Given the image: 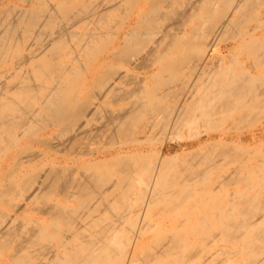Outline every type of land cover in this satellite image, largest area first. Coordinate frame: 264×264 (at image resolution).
Wrapping results in <instances>:
<instances>
[{"label":"bare ground","instance_id":"bare-ground-1","mask_svg":"<svg viewBox=\"0 0 264 264\" xmlns=\"http://www.w3.org/2000/svg\"><path fill=\"white\" fill-rule=\"evenodd\" d=\"M17 1L0 0V264H185L183 240L211 226L214 190L233 183L248 189L254 178L248 172L243 179L250 168L235 164L207 181L209 160L198 171L187 165L182 176L179 155H167L165 143L202 127L207 151L225 148L230 136L211 131L264 108V76L252 74L264 65L256 26L245 29L251 34L241 45L254 57L250 70L235 73L222 56L209 60L227 50L219 43L235 38L242 23L264 20V0ZM204 183L210 189L200 198ZM241 193L233 201L245 208L230 206L240 216L230 217L234 209L226 206V215L218 211L232 218L224 223L230 234L219 236L231 247L194 245L197 264H264V206L249 205L255 198ZM159 195L171 213L202 202L162 229L160 245L142 257L148 229L158 227L148 216Z\"/></svg>","mask_w":264,"mask_h":264},{"label":"rangeland","instance_id":"rangeland-1","mask_svg":"<svg viewBox=\"0 0 264 264\" xmlns=\"http://www.w3.org/2000/svg\"><path fill=\"white\" fill-rule=\"evenodd\" d=\"M16 3L15 5H20V1H17V0H9V4H11V3ZM96 2H99V0H96ZM263 9H264V5H262L261 7H260V12L261 11H263ZM3 10H4V8H3ZM205 18V17H204ZM241 27H240V32H239V34H236V37L235 38H233V39H228L227 41H225V42H221V43H219V45L220 46H222V47H226L227 48V50H223V53L221 54V55H212V56H209V60H212V61H214L213 62V64H216V62L218 63V61H215V60H217L218 59V57H219V61H220V59H221V57L220 56H222V58L223 59H225V65H226V68H230V69H232L235 73H239V72H242V71H245V70H250V67H249V62H250V60H254V57H252V55L251 54H248L247 52H244L243 51V47H241V45L242 44H244V43H246V41H248V38L250 37V34L251 33H248V32H246V33H244L245 32V29H251V28H253V27H257V29H256V32L258 33V34H260V37H263L264 36V20H261L260 21V24H257V23H255V22H249L248 24H245V23H242L241 25H240ZM214 56V57H213ZM211 57H213V58H211ZM232 57H234V58H236V60L239 62L238 64H235V65H233V64H231V62H232ZM233 63V62H232ZM228 66V67H227ZM156 67H157V69H159L158 68V66H157V64H156ZM156 72V71H155ZM252 74H254L256 77H261V76H264V65H262V66H258L257 67V70L255 71V72H253ZM179 76H181V77H186L187 76V73H186V70L184 69V70H180V73H179ZM196 82L198 83L199 82V80L198 79H196ZM176 87V86H175ZM174 87V90L175 89H177V87L175 88ZM172 90V89H171ZM173 91V90H172ZM167 101H169L168 99H167ZM113 107H114V105H113ZM261 107V106H260ZM252 108V107H251ZM260 110H259V112H257L258 111V109H256V111L255 112H257V114H253V113H251L249 116H247L246 118H248L249 117V120L248 119H246V118H243L242 120L241 119H239V121H240V123H242V124H240L239 123V121H238V118L236 119V117L235 116H232V117H230V118H232V119H228V122L226 123V121L225 122H223V124H221V126L222 125H224V126H220L218 129H215V130H212L211 132L215 135V136H218L219 134H221L222 132H225L227 135H229L230 136V140H228V142L225 144V146H224V143H222V146L223 147H225V148H221V145L219 146V145H216L215 147L213 146V148H211L212 146L211 145H209V146H207V148H208V151L206 150V146L204 145V142L202 141V142H200L199 141V139H201L202 138V135H204V133L206 134V133H208V132H206L207 130H205V129H203L202 127L201 128H199V129H197V131L195 130V131H188L187 129H184V130H182L181 131V133H179L178 135H176V136H174V135H172L171 134V140L173 139V141H171V140H168V141H166V143H165V145H167V148H169L170 149V151H169V153L167 152L166 154L167 155H169V156H173V155H179V157H181V158H179L178 157V159H177V161H176V163L178 164V166H179V169L180 168H183L181 171H179V174L181 175V173H182V176H186L188 173L187 172H185L186 173V175H185V173L183 172L184 171V169L185 168H187V165H189L190 166V164H192L191 166H192V168H191V170H193V171H198L199 170V167L201 166V169L204 167L203 165H207V164H210L211 165V167L209 168V169H211V168H213L212 170V172H214V173H211L212 174V176H210V178L207 180V181H209V180H216V178L218 177V176H220L221 177V175L223 176L225 173H227V172H229L231 169H233L234 168V165L236 164L237 166H235V167H239L240 166V168H241V166L243 167L242 169H244L245 167H249L250 168V170L248 169V171H246V172H244L245 174L243 175V179H244V177H246V174L249 172V176L246 178V179H248V180H250L249 178H250V176H252L251 178H254V180L252 181V183H253V185L251 184V183H249V185H248V189H247V187H245V185H241V183H239V186H237L238 184H236V183H233V184H231V185H224V186H222L221 188L220 187H218V188H216L215 190H214V198L216 199L217 197H219V198H217L216 200L212 197V195H211V197L213 198V200H211L212 202H214V203H212V202H208L209 204L208 205H210L211 204V210L210 209H208L207 210V213L208 214H211L212 213V215L211 216H213V218H212V220H210V218H209V222H210V225L211 226H209L208 224H207V226H202L201 227V229H199V230H202V231H200L199 233H198V235H195L194 233H192L190 236H188L187 238H185L184 240H183V245L186 247L185 248V264H197V259H195V256H194V249H195V247H194V245H198V246H200L201 245V247L203 246V247H205V248H207V249H219V248H222V247H231V243L229 244V243H227L228 241H227V239H226V245H225V243H222V239H225L224 237L225 236H222V235H226V233L228 234L229 233V231L231 232V229H229V227L230 226H225V224H227V217L225 216L226 214H227V211H228V209H229V211H230V213H231V210H233L234 208H230V206L232 205V203L234 202H236V200L235 201H233V195L235 194V192H236V190H237V192H239V193H243L244 191L246 192L245 193V195L246 194H248V195H244V193H243V195L245 196V197H243L241 194H240V197L242 196V198H248V199H254V202H256V203H252V202H250V204L249 205H251V204H255L256 206H258V207H260L261 208V206H264V203H262L263 202V200H264V198H263V200H262V197L264 196L262 193H264V192H259V190L261 189V188H263L264 189V156H262V155H264V111H262V109H264V108H259ZM255 110V109H254ZM262 112V113H261ZM232 120L234 121V123H232ZM245 120H247L246 122H245ZM238 121V122H237ZM244 122V123H243ZM236 123H238V124H236ZM232 124H234V125H232ZM235 126H237V127H235ZM223 128V129H222ZM232 128H234V129H232ZM226 129L228 130L229 129V134L226 132ZM216 130L218 131V132H216ZM225 130V131H224ZM215 131V132H214ZM198 132V133H197ZM199 132L201 133V135H198L199 134ZM197 133V134H196ZM180 135V136H179ZM189 135H191V136H189ZM253 135H255L256 136V140H255V142H250V139L252 138V136ZM237 137H242V138H245V139H243V141H245V143H241V144H239V143H237V142H235V140H236V138ZM177 139V140H176ZM175 140V141H174ZM232 141V142H231ZM157 143H158V141H156ZM156 142H155V144H156ZM154 143V142H153ZM152 143V145L154 146V147H159L160 146V144L158 143V144H153ZM197 144V145H196ZM239 144V145H238ZM163 145H164V143H163ZM229 145V146H228ZM236 145H237V150L238 149H240V147L241 148H244V149H247L246 151H244V149H242V151H244V152H241V150L240 151H238V153H237V150H235L234 148L236 147ZM211 146V147H210ZM233 146V147H232ZM217 148L219 149V150H217ZM227 148H229V149H227ZM200 149H202V150H200ZM212 149V150H211ZM227 149V150H226ZM211 152H210V151ZM214 150V151H213ZM217 150V151H216ZM197 153H196V152ZM224 151V152H223ZM232 151V152H231ZM195 152V154H192V153H194ZM215 152H217V153H215ZM221 152V153H220ZM226 152V153H225ZM231 152V153H230ZM247 152V153H246ZM188 153V154H187ZM190 153V154H189ZM200 155H202L201 153H203V155L202 156H200ZM207 155H206V154ZM214 153V154H213ZM225 153V154H224ZM232 153H234V154H232ZM242 153H244V155H241ZM262 153V154H261ZM224 154V155H223ZM238 156H237V155ZM185 155H188V156H185ZM196 155V156H195ZM209 155H210V157H209ZM212 155H213V157H212ZM241 155V156H240ZM216 156H220L218 159H216L217 157ZM230 156H231V158H230ZM188 157V158H187ZM191 157V158H190ZM194 157H199L198 159L196 158H194ZM234 157V158H233ZM238 157H241V159L240 158H238ZM209 158H211V160L209 159ZM244 158V159H243ZM193 159V160H192ZM212 159L215 161H213L212 162ZM226 159H228V160H226ZM246 159V160H245ZM208 160H209V162H211V163H214V164H211V163H209L208 162ZM216 160H217V162H216ZM238 161L237 163L235 162V161ZM196 161V162H195ZM240 161V162H239ZM203 164H202V163ZM208 162V163H207ZM244 162H245V166H244ZM247 162V163H246ZM176 163H175V165H176ZM182 163V164H181ZM193 163H195V164H193ZM199 163H201V164H199ZM207 163V164H206ZM248 163H249V165H248ZM263 163V164H262ZM239 164H241V165H239ZM243 164V165H242ZM258 164H260V165H258ZM183 165H184V167H183ZM247 165V166H246ZM251 165V166H250ZM181 166V167H180ZM199 166V167H198ZM255 166H256V168H255ZM263 166V167H262ZM193 167H194V169H193ZM260 167H261V169H263V174L262 173H260ZM176 168H178V167H176ZM195 168H197V169H195ZM215 168V169H214ZM252 168H253V171H252ZM178 169V170H179ZM246 169V168H245ZM244 169V170H245ZM243 170V171H244ZM247 170V169H246ZM211 171V170H210ZM255 171V172H254ZM257 171V172H256ZM259 171V172H258ZM181 172V173H180ZM252 172H253V174H252ZM210 173V172H209ZM210 174V175H211ZM259 174H261L262 175V177H263V179L260 177V175ZM225 175H227V174H225ZM257 175V176H256ZM188 176V175H187ZM257 177L256 179H258V178H260V182H258L259 183V185H258V183H257V185H255L256 184V182H255V177ZM259 176V177H258ZM222 178V177H221ZM218 179V178H217ZM200 182H201V179H198ZM252 180V179H251ZM263 180V181H262ZM262 182V183H261ZM236 185V186H235ZM240 185H241V187H240ZM243 186V187H242ZM250 186H251V190H250ZM200 187V186H199ZM244 187H245V189H244ZM253 187V188H252ZM238 188H239V190H238ZM244 190H243V189ZM200 189V188H199ZM208 189H210V186L208 185V184H203L202 186H201V190H202V192L199 194V195H197L198 197H200V198H202V196H204L203 194H204V192L206 191V190H208ZM247 189V190H246ZM259 189V190H258ZM263 189H262V191H263ZM175 190H178V191H180V190H182V187L181 186H178L177 187V189H175ZM216 190H217V192H216ZM241 191V192H240ZM251 191V192H250ZM217 194H216V193ZM228 193H230L229 195H228ZM219 194V195H218ZM237 197H234V198H237V200H238V196H239V194H235ZM234 195V196H235ZM221 197V198H220ZM254 197V198H253ZM228 198V199H227ZM229 198H231V199H229ZM171 199L173 200V199H175V197L174 196H171ZM199 198H197V200H198ZM223 199V200H222ZM200 200V199H199ZM199 200H198V204L194 201V200H189V201H187V202H185V201H183V202H185V203H182L181 204V207L180 208H178L174 213H171V207H170V205L168 204V202L169 201H167V200H165V196L163 195H159V196H157V199H154L153 200V202H152V204H151V209H150V214H149V216H148V219L151 221V223H154V224H157V226L158 227H155V228H153V229H148V231H147V237H148V240H147V242L144 244V247L140 250L141 252H140V254L142 255V257H143V255H144V253L146 252V251H153V246L154 245H160V243H158L157 242V240L159 239L158 237L161 235V233H162V229L164 230V228L166 229V226H167V228L169 227L168 226V224L170 223V222H173V221H177V220H179L180 219V215L179 214H184L186 211H187V209H189L190 207H191V205L194 207H200V205H201V203L199 202ZM217 201L216 202V205H215V201ZM222 200V201H221ZM240 200V199H239ZM238 200V201H239ZM256 200V201H255ZM262 202H261V201ZM201 201V200H200ZM207 200H205V202H206ZM220 201V202H219ZM241 201V203H243L244 205H246L247 203H244V202H242V200H240ZM202 202V201H201ZM204 202V203H205ZM228 202V203H227ZM260 202V203H259ZM199 203H200V205H199ZM237 203V202H236ZM235 203V204H236ZM221 204V205H220ZM224 204H226V205H224ZM243 204H241L240 205V203L238 204L237 203V205L239 206V208L240 209H243V208H245V206L243 207ZM262 204V205H261ZM202 205H203V203H202ZM215 205V207L217 208V209H214L213 210V206ZM222 205H223V207H222ZM237 205H235V206H237ZM205 206H207V204L205 205ZM219 206H220V208H219ZM225 206L227 207V211H226V209H225ZM229 206V207H228ZM234 206V205H233ZM232 206V207H233ZM237 206V207H238ZM201 207H203V206H201ZM210 207V206H209ZM241 207H243V208H241ZM103 209V208H102ZM225 210V212H226V214L224 213V212H222L223 210ZM221 211V212H218V211ZM239 210V209H238ZM238 210L237 209H234V211H232V214H229L230 215V217H235V215H238V216H240L239 214V212H238ZM204 211H206V210H204ZM210 211H211V213H210ZM214 211H215V213H214ZM240 211V210H239ZM242 211V210H241ZM264 211V210H263ZM262 211H259V216H261V218H260V222H262L261 220L263 219L264 220V212L263 213H261ZM219 213H221V214H225L224 216L222 215L221 216V214H219ZM98 213H96V215H97ZM261 214H263V215H261ZM100 215H102V213L100 214ZM214 215H216V216H214ZM231 215H233V216H231ZM228 216V215H227ZM238 216H236V217H238ZM221 217V218H220ZM225 219H224V218ZM215 218V219H214ZM107 219H108V217H107ZM190 219L192 220V221H194L195 219H196V216H190ZM221 219V220H220ZM224 219V220H223ZM230 220L232 219V218H229ZM229 219H228V221H229ZM216 221V222H215ZM220 221H222V224H220L221 222ZM224 221V222H223ZM106 222V221H105ZM264 222V221H263ZM214 223L215 224H217L216 226L217 227H219L218 229H216V230H214L215 228H217L215 225H214ZM225 223V224H224ZM224 224V225H223ZM213 225V226H212ZM220 225H223L224 227H222V226H220ZM123 226H125V225H123ZM125 227H128V226H125ZM212 227H213V229H212ZM227 227H228V229H227ZM222 228L223 229H225V230H223V232L224 233H222ZM231 228V227H230ZM210 229L212 230V232L210 233ZM233 229V228H232ZM226 230H228L227 232H226ZM233 231V230H232ZM214 232V233H213ZM220 232V233H219ZM216 233V234H215ZM214 234V235H213ZM222 234V235H221ZM230 234V233H229ZM228 234V235H229ZM217 235V236H216ZM221 235V236H220ZM206 236H210V238H208L209 240L206 242L207 244H205V243H201V239L202 238H204V239H206ZM213 236V237H212ZM222 238H220V237ZM219 237V238H218ZM211 239H213V240H211ZM221 239V240H220ZM155 240V241H154ZM214 240H216V241H214ZM219 242L220 241V243L218 244H216L215 245V243L214 242ZM225 241V240H224ZM202 244H205V245H202ZM223 244V245H222ZM211 245V246H210ZM192 246V247H191ZM215 246H217V248L215 247ZM199 248V247H198ZM213 249V250H214ZM232 249H233V247H232ZM196 251L197 250H195V253H196ZM213 251L211 250V253H212ZM197 253L199 254V252L197 251ZM197 253H196V258H197ZM140 255V256H141ZM145 255H146V253H145ZM144 255V256H145ZM214 256H216V257H214ZM142 257H140V258H142ZM212 257H214V260H212L211 258ZM218 256L215 254V251L211 254V256H209V259L210 260H212V261H214V263H216L215 262V258H217ZM237 257V256H236ZM199 258V257H198ZM238 259V257L235 259V260H237ZM209 261V260H208ZM178 262L180 263V264H182V262L180 261V260H178ZM137 264H165L164 262H157V261H152V262H148V260L146 259V260H144V262L142 261V260H140V262H137Z\"/></svg>","mask_w":264,"mask_h":264}]
</instances>
